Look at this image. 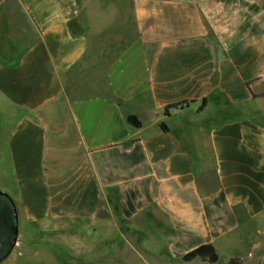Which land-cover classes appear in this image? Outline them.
<instances>
[{"label":"crops","instance_id":"crops-1","mask_svg":"<svg viewBox=\"0 0 264 264\" xmlns=\"http://www.w3.org/2000/svg\"><path fill=\"white\" fill-rule=\"evenodd\" d=\"M262 93L264 0H0V264H263Z\"/></svg>","mask_w":264,"mask_h":264},{"label":"water","instance_id":"water-1","mask_svg":"<svg viewBox=\"0 0 264 264\" xmlns=\"http://www.w3.org/2000/svg\"><path fill=\"white\" fill-rule=\"evenodd\" d=\"M18 212L12 198L0 190V263L7 259L18 237Z\"/></svg>","mask_w":264,"mask_h":264},{"label":"trees","instance_id":"trees-1","mask_svg":"<svg viewBox=\"0 0 264 264\" xmlns=\"http://www.w3.org/2000/svg\"><path fill=\"white\" fill-rule=\"evenodd\" d=\"M249 87V84H248ZM255 98H262L264 97V93L260 95H254ZM207 99H204L201 107L199 108V111H202L206 107ZM187 104V102H179L176 104H171L165 108V115H169V112L171 110H176L180 107H184ZM128 122L135 126V127H140L141 123L138 121V119L135 116H129L128 117ZM162 130L164 132H168V128L165 124L161 125ZM196 258H201L202 261L208 262L210 264H215L219 261V256L212 245H202L199 246L198 248L190 251L183 257V261L185 262H190L193 261ZM229 264H243L240 260L238 259H232Z\"/></svg>","mask_w":264,"mask_h":264},{"label":"rangeland","instance_id":"rangeland-1","mask_svg":"<svg viewBox=\"0 0 264 264\" xmlns=\"http://www.w3.org/2000/svg\"><path fill=\"white\" fill-rule=\"evenodd\" d=\"M135 30H136V28H135V26L134 27H132L131 28V26H127V27H121L118 31H119V36L121 37V36H126V37H130V35L131 34H135L136 32H135ZM125 37V38H126ZM125 38H119L120 40H122V39H125ZM226 255H224L222 252H221V259H220V261L219 262H217V263H215V264H227V261H226V257H225ZM183 263V262H182ZM181 262H180V264H182ZM193 264H210V263H206V262H204V261H201L200 259H198L197 261H195V262H193ZM246 264H253V263H251V262H249V263H246ZM263 264H264V261H263Z\"/></svg>","mask_w":264,"mask_h":264}]
</instances>
